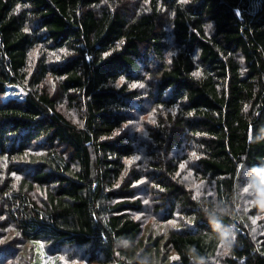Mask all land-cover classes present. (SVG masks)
Listing matches in <instances>:
<instances>
[{
  "label": "trees",
  "instance_id": "obj_1",
  "mask_svg": "<svg viewBox=\"0 0 264 264\" xmlns=\"http://www.w3.org/2000/svg\"><path fill=\"white\" fill-rule=\"evenodd\" d=\"M0 217V264H264V0H0Z\"/></svg>",
  "mask_w": 264,
  "mask_h": 264
},
{
  "label": "rangeland",
  "instance_id": "obj_2",
  "mask_svg": "<svg viewBox=\"0 0 264 264\" xmlns=\"http://www.w3.org/2000/svg\"><path fill=\"white\" fill-rule=\"evenodd\" d=\"M24 96V91L20 88H12L8 91L7 97L21 99ZM254 223V222H253ZM33 264H89L87 262H67L57 257L47 256L41 249V243L35 246V259Z\"/></svg>",
  "mask_w": 264,
  "mask_h": 264
},
{
  "label": "snow or ice",
  "instance_id": "obj_3",
  "mask_svg": "<svg viewBox=\"0 0 264 264\" xmlns=\"http://www.w3.org/2000/svg\"><path fill=\"white\" fill-rule=\"evenodd\" d=\"M184 2H186V0H184ZM239 13H237L238 15ZM25 31H27V28H25ZM121 43H123V41H121ZM107 55V53L105 54ZM169 55H172L171 53ZM168 63H171V61L169 60ZM125 83V77L124 76H120L119 81H118V86L119 85H123ZM142 84L141 83H132L131 84V88L135 89L137 87H141ZM189 115H191V113H189ZM0 219H4V217H0ZM4 240H0V244L4 243ZM173 259H178V257H173Z\"/></svg>",
  "mask_w": 264,
  "mask_h": 264
},
{
  "label": "clouds",
  "instance_id": "obj_4",
  "mask_svg": "<svg viewBox=\"0 0 264 264\" xmlns=\"http://www.w3.org/2000/svg\"><path fill=\"white\" fill-rule=\"evenodd\" d=\"M141 86L143 87V84Z\"/></svg>",
  "mask_w": 264,
  "mask_h": 264
}]
</instances>
